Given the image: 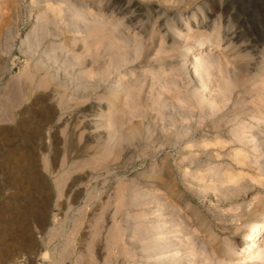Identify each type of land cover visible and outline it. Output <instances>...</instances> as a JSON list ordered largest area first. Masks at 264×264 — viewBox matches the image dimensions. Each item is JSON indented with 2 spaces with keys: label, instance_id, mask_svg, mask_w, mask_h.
<instances>
[{
  "label": "rangeland",
  "instance_id": "obj_1",
  "mask_svg": "<svg viewBox=\"0 0 264 264\" xmlns=\"http://www.w3.org/2000/svg\"><path fill=\"white\" fill-rule=\"evenodd\" d=\"M262 135L264 0H0V264H247Z\"/></svg>",
  "mask_w": 264,
  "mask_h": 264
},
{
  "label": "bare ground",
  "instance_id": "obj_2",
  "mask_svg": "<svg viewBox=\"0 0 264 264\" xmlns=\"http://www.w3.org/2000/svg\"><path fill=\"white\" fill-rule=\"evenodd\" d=\"M32 21L33 20H35V18H32L31 19ZM30 20V21H31ZM33 37V36H32ZM125 46V45H124ZM205 47H207V43L206 42H198V43H196L195 45H193V47L189 50V54H190V56H191V58L189 59V61L191 60V59H193V55L194 54H198V53H200ZM206 49V48H205ZM189 57V56H188ZM202 61H204V60H202ZM123 62V61H122ZM191 62H194V61H191ZM123 64H124V62H123ZM123 64L122 65H119V66H123ZM120 70V69H119ZM114 71V70H113ZM110 73H111V71H110ZM100 79H98V80H96V81H99ZM105 80V79H104ZM95 81V82H96ZM97 85H98V83H97ZM102 86V85H101ZM98 88V87H97ZM166 92H167V90H166ZM171 91L169 90V93H170ZM174 93V92H173ZM163 94V93H162ZM168 93H166V96H168L167 95ZM171 94V93H170ZM165 95V94H164ZM170 97H173V96H171V95H169ZM218 98H220V97H218ZM217 98V100H219ZM222 98V97H221ZM168 99V98H167ZM223 99V98H222ZM222 99H220V100H222ZM216 100V99H215ZM216 100V101H217ZM224 100V99H223ZM222 100V101H223ZM221 102V101H220ZM221 104V103H220ZM216 105V104H215ZM214 105V106H215ZM220 106V105H219ZM219 106H218V108H219ZM242 106V105H241ZM221 107V106H220ZM217 108V107H216ZM242 110H244V109H242ZM216 111V110H215ZM241 111V110H240ZM217 112H219L218 110H217ZM244 112V111H243ZM46 113V112H45ZM216 114V113H215ZM217 115H219V113L217 114ZM220 117V116H219ZM222 117V116H221ZM228 117V116H227ZM229 118V117H228ZM45 120V119H44ZM219 120V119H218ZM222 121H223V117H222V119H221ZM225 120H226V118L224 119V123L223 124H225ZM227 124V123H226ZM262 136H264V135H262ZM259 137H261V136H259ZM263 138V137H262ZM238 140V139H237ZM240 140V139H239ZM234 141V140H233ZM235 142V141H234ZM236 142H238V141H236ZM235 142V143H236ZM244 145H245V143H244V141L242 142ZM247 143V142H246ZM207 145V144H206ZM222 145V144H221ZM239 145V144H238ZM242 148V147H241ZM240 148V149H241ZM238 149V148H237ZM246 151V150H245ZM236 153V152H235ZM243 153V152H242ZM241 153V154H242ZM248 153V152H247ZM240 155V154H239ZM246 154H244V156H245ZM240 159V158H239ZM242 162H244L243 160H242ZM17 166V165H16ZM20 167V166H19ZM74 169V168H73ZM67 170H70V169H67ZM72 170V169H71ZM258 170V169H257ZM260 170V169H259ZM262 173H264V172H262ZM65 178V177H64ZM64 181H63V179H62V177L60 178V179H58L57 181H56V186L58 187V188H60L61 186H62V183H63ZM30 183V182H29ZM34 184V183H33ZM32 186V185H31ZM33 187V186H32ZM35 187V186H34ZM35 190V189H34ZM33 190V191H34ZM39 204V203H38ZM19 207V206H18ZM30 209V208H29ZM156 219V218H155ZM151 220V219H150ZM153 220V219H152ZM262 221V220H261ZM146 222V221H145ZM152 222H155V221H152ZM151 222V223H152ZM263 226L262 227H254V229H253V234L254 235H251V236H249L250 237V242L247 244V252L245 253V255H244V260H245V262L246 261H248L247 262V264H251V262L253 261V259H258V257H257V255L255 254L256 252H257V247H258V244H259V241L260 240H262V237L261 236H263L264 235V219H263ZM156 223V222H155ZM145 224V223H144ZM154 225V224H153ZM149 226V225H148ZM155 227H156V225H154ZM256 226V225H255ZM165 227V226H164ZM168 227V226H167ZM166 227V229H169V228H167ZM159 228V227H158ZM156 229V231L157 230H160V228L159 229ZM162 229H163V227H161ZM165 229V228H164ZM163 229V230H164ZM165 229V230H166ZM171 229V228H170ZM151 231H152V228L150 229ZM150 231V232H151ZM153 231H155V230H153ZM155 231V232H156ZM168 231H170V230H167V233H168ZM174 231H176V230H174ZM142 232V231H141ZM140 232V233H141ZM149 232V234L151 235L152 234V232L150 233ZM154 232V233H155ZM161 232V231H160ZM163 232V231H162ZM165 232V231H164ZM163 232V233H164ZM162 233V234H163ZM170 233H173V231L171 232L170 231ZM170 233H168L166 236H167V238H170V237H168L169 236V234ZM148 234V235H149ZM156 234H159V233H155V235H153V237L154 236H156ZM161 234V233H160ZM159 234V235H160ZM149 235V236H150ZM172 236H173V234H171ZM148 236V237H149ZM141 237V236H140ZM159 237H165L164 235L163 236H159ZM146 238V237H145ZM163 238H159L158 239V241H160L161 242V240L163 239ZM139 239V238H138ZM151 239H154V238H151ZM183 239V238H182ZM181 239V240H182ZM30 240V239H29ZM156 240H157V238H156ZM185 240V239H184ZM188 240V239H187ZM141 241V240H140ZM140 241H139V243H140ZM168 241V240H167ZM166 241V242H167ZM169 241H171V239H169ZM136 242H137V245L139 244L138 243V241L136 240ZM135 242V243H136ZM147 242V241H146ZM145 242V243H146ZM153 242V241H152ZM157 242V241H156ZM166 242H164V240H163V243H165L166 244ZM172 242V246L174 247H176V245L174 244V242L173 241H171ZM185 242V241H184ZM134 243V244H135ZM150 243V242H149ZM182 243V241L180 242V244ZM186 243V242H185ZM187 243H189V242H187ZM186 243V244H187ZM160 244V243H159ZM165 244H163L162 245V243H161V245H162V247H158V242L157 243H154V244H152V245H150V249L148 250V249H146L147 248V246H145L146 248H144L142 245H141V247H143L144 249H143V251L140 253V251L138 250V248H137V246H135L136 248H137V250L139 251V255L140 254H142V258H140V257H136L137 258V260L140 258L141 260V262H143L142 264H194V263H196V264H203V257H202V259L200 258V256H198L197 255V253L196 254H194L192 257L190 256H186L185 258H182V257H180L179 255H177L176 253L178 252V251H176V252H174V251H171L172 249H171V247L172 246H170V248H167V246L169 247V244H170V242H168V245L167 246H165ZM174 244V245H173ZM177 244V246H178V243H176ZM179 244V247L181 246ZM250 244H251V246H250ZM136 245V244H135ZM171 245V244H170ZM182 245H184V244H182ZM188 245V244H187ZM133 246V245H132ZM140 246V245H139ZM160 246V245H159ZM134 246H133V248L134 249H136ZM172 247V248H173ZM179 247L178 248H176V249H179ZM192 246L190 245V249H192L191 248ZM189 248V247H188ZM140 249V248H139ZM175 249V248H174ZM173 249V250H174ZM175 249V250H176ZM183 249H186L185 247H183ZM183 249H179V250H181V251H183ZM190 249H187V250H190ZM141 250H142V248H141ZM136 250H134V252H135ZM171 252H174V254H176V255H174L173 253H171ZM237 252V251H236ZM182 253H184L185 254V252H182ZM190 253H192L191 252V250H190ZM264 253V252H263ZM131 254L133 255L134 253H131L130 252V256H131ZM136 254V253H135ZM238 254V253H237ZM241 254V258H242V252L240 253ZM129 255V254H128ZM196 255V256H195ZM199 255H201V254H199ZM141 256V255H140ZM182 256V255H181ZM237 257H239V256H237ZM257 257V258H256ZM133 258H134V255H133ZM131 259V258H130ZM242 260V259H241ZM140 261H136L138 264H140L141 262ZM253 263V262H252ZM260 263L261 264H264V257H263V259H261V261H260ZM246 264V263H245Z\"/></svg>",
  "mask_w": 264,
  "mask_h": 264
}]
</instances>
